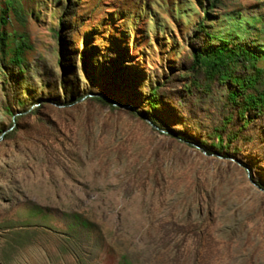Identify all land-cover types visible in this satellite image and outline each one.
<instances>
[{
	"label": "rangeland",
	"instance_id": "374dc122",
	"mask_svg": "<svg viewBox=\"0 0 264 264\" xmlns=\"http://www.w3.org/2000/svg\"><path fill=\"white\" fill-rule=\"evenodd\" d=\"M222 41L264 91V0H0V264H264V111L192 68Z\"/></svg>",
	"mask_w": 264,
	"mask_h": 264
},
{
	"label": "trees",
	"instance_id": "16d2710c",
	"mask_svg": "<svg viewBox=\"0 0 264 264\" xmlns=\"http://www.w3.org/2000/svg\"><path fill=\"white\" fill-rule=\"evenodd\" d=\"M222 45L215 48H209V50H193L192 52V68L204 71V75L210 79L216 80L218 83L223 84L225 82H231L237 87L236 90L228 93V100L231 104L238 108V114L243 117L246 112L253 110L256 113H262L264 111V91L257 93L256 95L247 94L239 100L240 96L244 94L248 88H254V81L243 80L241 81L237 77H234L230 71V65L246 62L248 66L254 67L256 62V56L251 52L241 48L228 47V43L222 41ZM20 49L17 48L14 62L17 64L21 63L19 58ZM98 102L104 103L102 99H97ZM160 101L158 99L157 90L153 91L149 99L146 102L147 109L150 111V115L142 113V116L148 119L153 126L159 128V123L156 117V109L158 108ZM117 105V103H116ZM130 111L134 112V109ZM244 125H248V121H244ZM169 133H172L168 131ZM222 139L217 136L216 145L210 147L222 149Z\"/></svg>",
	"mask_w": 264,
	"mask_h": 264
}]
</instances>
